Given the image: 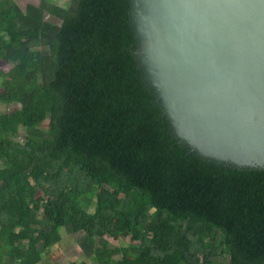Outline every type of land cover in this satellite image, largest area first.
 <instances>
[{
  "label": "trees",
  "instance_id": "trees-1",
  "mask_svg": "<svg viewBox=\"0 0 264 264\" xmlns=\"http://www.w3.org/2000/svg\"><path fill=\"white\" fill-rule=\"evenodd\" d=\"M131 11L0 0V60L26 52L0 68V104L17 106L0 112V264H53L62 233L83 254L68 264H264V169L175 135Z\"/></svg>",
  "mask_w": 264,
  "mask_h": 264
},
{
  "label": "water",
  "instance_id": "water-1",
  "mask_svg": "<svg viewBox=\"0 0 264 264\" xmlns=\"http://www.w3.org/2000/svg\"><path fill=\"white\" fill-rule=\"evenodd\" d=\"M135 55L175 135L264 169V0H131Z\"/></svg>",
  "mask_w": 264,
  "mask_h": 264
},
{
  "label": "rangeland",
  "instance_id": "rangeland-1",
  "mask_svg": "<svg viewBox=\"0 0 264 264\" xmlns=\"http://www.w3.org/2000/svg\"><path fill=\"white\" fill-rule=\"evenodd\" d=\"M15 1L22 9H24L28 4L38 5L40 3V0ZM70 1L71 0H55L57 4L64 7H66L70 3ZM25 55L26 52L24 50L10 53L6 58L0 60V68L4 71H10L14 67L15 61L18 59H23ZM16 108V105L7 106L5 104H0V112L13 111ZM91 199V202L88 203L89 210H93L95 206V197H92ZM78 236L79 234L70 235L62 233V240L50 250L51 252L48 255L50 257V260L48 261V263L52 262L53 264H68L70 261L77 260L82 257L83 254L77 242ZM109 241H111L113 244H117V241L114 239H109ZM88 264L93 263L88 261Z\"/></svg>",
  "mask_w": 264,
  "mask_h": 264
}]
</instances>
